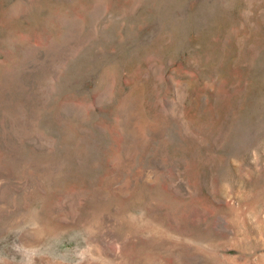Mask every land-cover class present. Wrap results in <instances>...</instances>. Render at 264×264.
I'll list each match as a JSON object with an SVG mask.
<instances>
[{
	"label": "rangeland",
	"instance_id": "1",
	"mask_svg": "<svg viewBox=\"0 0 264 264\" xmlns=\"http://www.w3.org/2000/svg\"><path fill=\"white\" fill-rule=\"evenodd\" d=\"M0 264H264V0H0Z\"/></svg>",
	"mask_w": 264,
	"mask_h": 264
}]
</instances>
